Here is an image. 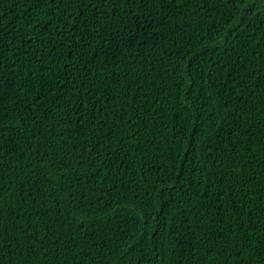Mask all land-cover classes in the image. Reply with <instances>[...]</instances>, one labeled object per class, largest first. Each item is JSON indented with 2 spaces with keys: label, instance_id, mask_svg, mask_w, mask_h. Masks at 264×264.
<instances>
[{
  "label": "trees",
  "instance_id": "16d2710c",
  "mask_svg": "<svg viewBox=\"0 0 264 264\" xmlns=\"http://www.w3.org/2000/svg\"><path fill=\"white\" fill-rule=\"evenodd\" d=\"M136 3L0 0V264H264V0Z\"/></svg>",
  "mask_w": 264,
  "mask_h": 264
},
{
  "label": "snow or ice",
  "instance_id": "6c2138e0",
  "mask_svg": "<svg viewBox=\"0 0 264 264\" xmlns=\"http://www.w3.org/2000/svg\"><path fill=\"white\" fill-rule=\"evenodd\" d=\"M81 2H83V0H81ZM125 3L128 5V8H126L125 9V16H124V19H127V14H128V12L132 9V8H134V7H137L138 6V4L136 3V0H125ZM98 35H99V33H97ZM66 38H67V40L68 41H70V42H72L73 44L77 41V40H79L80 39V37L79 36H75V35H71V34H66ZM102 38V37H101ZM3 49H2V47H0V51H2ZM66 71H67V73H68V82L71 84L77 77H75L74 75H73V73L70 71V70H68L67 68L65 69ZM3 77V71H2V69H0V78H2ZM85 79H87V77H85ZM71 103H73V104H76L77 102L73 99V100H71ZM121 119H122V117H121Z\"/></svg>",
  "mask_w": 264,
  "mask_h": 264
}]
</instances>
